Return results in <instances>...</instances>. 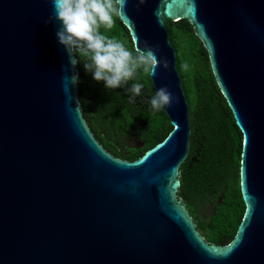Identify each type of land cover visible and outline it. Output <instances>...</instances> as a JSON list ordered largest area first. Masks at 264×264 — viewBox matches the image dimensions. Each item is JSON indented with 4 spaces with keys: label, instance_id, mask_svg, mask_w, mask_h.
Listing matches in <instances>:
<instances>
[{
    "label": "water",
    "instance_id": "95a60500",
    "mask_svg": "<svg viewBox=\"0 0 264 264\" xmlns=\"http://www.w3.org/2000/svg\"><path fill=\"white\" fill-rule=\"evenodd\" d=\"M139 7V10L137 8ZM50 0H0V264H264V0H129L134 46L159 45L150 77L179 103L173 130L135 161L107 151L85 120L78 63ZM187 19L242 136L244 218L210 244L179 198L190 104L167 20Z\"/></svg>",
    "mask_w": 264,
    "mask_h": 264
},
{
    "label": "trees",
    "instance_id": "16d2710c",
    "mask_svg": "<svg viewBox=\"0 0 264 264\" xmlns=\"http://www.w3.org/2000/svg\"><path fill=\"white\" fill-rule=\"evenodd\" d=\"M166 26L177 52L192 125L191 152L181 166L179 198L207 242L227 245L236 236L246 211L240 180L243 136L194 26L187 19L167 20ZM105 34L125 42L129 49L135 48L120 18ZM78 68L83 116L95 137L114 156L135 161L171 133L173 125L164 110H152L148 103L155 94L149 76L140 73L138 79L144 88L136 103H130L126 88L136 81L108 89L85 71L82 58Z\"/></svg>",
    "mask_w": 264,
    "mask_h": 264
},
{
    "label": "clouds",
    "instance_id": "9594fccd",
    "mask_svg": "<svg viewBox=\"0 0 264 264\" xmlns=\"http://www.w3.org/2000/svg\"><path fill=\"white\" fill-rule=\"evenodd\" d=\"M53 14L45 24L59 22L56 31L58 42L76 59L73 65L83 59L86 72L92 74L97 82H103L108 89L125 87L129 102L136 103L144 85L139 82L142 72L146 76L157 75V69L167 70L170 63L167 59H159V45L155 47L145 42L143 48L129 49L126 43L105 34L113 29L116 20L126 15L129 0H50ZM146 0H138L143 5ZM139 10V7L137 8ZM105 30V31H102ZM78 57V59H77ZM185 64L184 68L187 69ZM78 77H74L75 82ZM173 101L179 103L167 86L159 88L148 103L152 110L159 111L172 107Z\"/></svg>",
    "mask_w": 264,
    "mask_h": 264
}]
</instances>
